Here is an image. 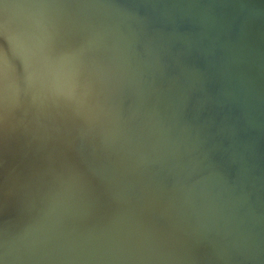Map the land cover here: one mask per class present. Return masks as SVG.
I'll return each mask as SVG.
<instances>
[{
    "label": "bare ground",
    "instance_id": "obj_1",
    "mask_svg": "<svg viewBox=\"0 0 264 264\" xmlns=\"http://www.w3.org/2000/svg\"><path fill=\"white\" fill-rule=\"evenodd\" d=\"M93 85L125 154L73 195L21 151ZM0 264H264V0H0Z\"/></svg>",
    "mask_w": 264,
    "mask_h": 264
},
{
    "label": "water",
    "instance_id": "obj_2",
    "mask_svg": "<svg viewBox=\"0 0 264 264\" xmlns=\"http://www.w3.org/2000/svg\"><path fill=\"white\" fill-rule=\"evenodd\" d=\"M97 90L108 98V115L102 114L94 103ZM83 97L68 120L57 128L29 129L31 146L26 144L21 151L43 178H53L58 188L73 195L92 191L116 176L125 154L124 148L117 153L110 150L115 111L106 91L89 86L82 90Z\"/></svg>",
    "mask_w": 264,
    "mask_h": 264
},
{
    "label": "rangeland",
    "instance_id": "obj_3",
    "mask_svg": "<svg viewBox=\"0 0 264 264\" xmlns=\"http://www.w3.org/2000/svg\"><path fill=\"white\" fill-rule=\"evenodd\" d=\"M95 98L93 100L95 101L94 103L96 104L97 108L102 114H109V106H108V98L106 95L102 94L100 91H95Z\"/></svg>",
    "mask_w": 264,
    "mask_h": 264
}]
</instances>
